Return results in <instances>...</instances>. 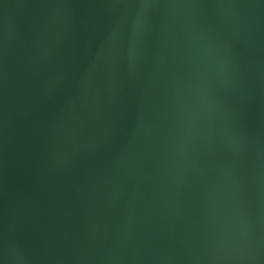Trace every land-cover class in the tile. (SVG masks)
Instances as JSON below:
<instances>
[{"label": "water", "instance_id": "95a60500", "mask_svg": "<svg viewBox=\"0 0 264 264\" xmlns=\"http://www.w3.org/2000/svg\"><path fill=\"white\" fill-rule=\"evenodd\" d=\"M0 264H264V0H0Z\"/></svg>", "mask_w": 264, "mask_h": 264}]
</instances>
